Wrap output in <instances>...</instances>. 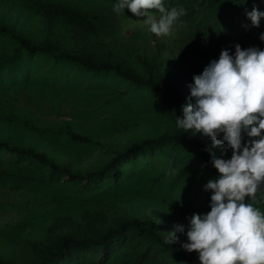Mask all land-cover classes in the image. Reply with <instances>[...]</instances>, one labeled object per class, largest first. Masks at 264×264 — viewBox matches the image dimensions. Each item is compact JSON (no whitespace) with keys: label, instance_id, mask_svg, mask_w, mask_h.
Segmentation results:
<instances>
[{"label":"trees","instance_id":"16d2710c","mask_svg":"<svg viewBox=\"0 0 264 264\" xmlns=\"http://www.w3.org/2000/svg\"><path fill=\"white\" fill-rule=\"evenodd\" d=\"M116 2L0 0V186L26 196L21 221L0 229V264H21L14 243L25 264H200L128 205L167 203L172 169L192 162L218 174L205 150L211 139L178 129L176 117L190 102L189 75L222 49L264 50L263 31L242 22L260 1L164 0L186 10L174 26L182 42L172 50L157 42L135 59L107 37ZM142 123L152 125L145 135L102 142ZM103 146L110 154L81 167ZM226 148L213 151L228 159ZM156 153L159 163L143 169ZM255 202L264 207V189Z\"/></svg>","mask_w":264,"mask_h":264},{"label":"clouds","instance_id":"9594fccd","mask_svg":"<svg viewBox=\"0 0 264 264\" xmlns=\"http://www.w3.org/2000/svg\"><path fill=\"white\" fill-rule=\"evenodd\" d=\"M126 8L157 37L170 35L186 15L182 6L168 8L164 0H117L113 11L125 14ZM245 14L256 27L264 18L255 5ZM259 39L264 42V32ZM188 88L190 102L181 106L176 127L211 139L205 150L218 174L204 185L210 211L193 213L187 230L175 225L165 243L186 232L182 247L195 251L200 264H264V211L254 203L264 185V50L239 44L234 54L222 49ZM224 145L232 153L228 159L213 151Z\"/></svg>","mask_w":264,"mask_h":264},{"label":"rangeland","instance_id":"374dc122","mask_svg":"<svg viewBox=\"0 0 264 264\" xmlns=\"http://www.w3.org/2000/svg\"><path fill=\"white\" fill-rule=\"evenodd\" d=\"M109 1L112 5V0ZM259 1V10L264 11V0ZM255 2L257 3V1ZM105 14L106 20L110 24L109 34L107 35V37H110V44H112V48L116 53L124 57L135 59L138 55H150L155 50V46L158 44L157 42H159L164 49L170 48V50H172L174 45L177 47V45L179 46L180 42H182V38H180V34L176 28L173 27L171 34L168 36L157 37L150 33L147 26L143 24V17L138 18L127 9H125V14H118L110 11ZM242 22L249 29H255L257 32H264V18L261 19L259 27L253 26L246 14L243 15ZM193 76L194 75H189L188 78L193 81ZM95 86L96 85L91 84L89 87ZM50 117L52 116L50 115ZM149 122L155 124L152 121ZM151 126L152 125L146 123L137 124L128 134L119 133L108 136L102 140V142L110 144L111 146L116 144L123 145L129 141L128 139L147 134V129ZM225 151L228 155L231 153L230 149L226 148ZM89 153L90 157L86 162L81 164V167L94 164L98 162L102 156L105 158L107 154H110L105 150V146L95 147L92 151H89ZM160 156L161 154L158 155L156 153L149 161H147L146 158L141 166L143 169L150 168L153 166V163L154 165L159 163L158 157L160 158ZM163 157H165V155H163ZM165 162H167V160ZM189 167L184 165L180 170L172 169L169 181H171V187H174V190L167 203L156 206H148L146 204L135 206L128 205L132 213L139 218L156 220L158 229L166 234L172 232L177 224L185 225L187 230V225L189 223L188 218L193 213H206L210 211L211 193L204 190V185L208 180L212 179L209 172H207L205 168H202L197 161L192 162V169ZM260 189H264V185H262ZM24 201H26V196L20 191L12 190L8 186H0V229L6 228L8 225H15V223L21 221L23 213L19 207ZM246 202L252 201L246 200ZM254 203L256 207L264 211V207L257 202ZM58 213L63 218L65 217L60 211H58ZM177 236L182 244L187 242L186 232L177 233ZM14 246L18 250L17 257H15L14 260L21 264L27 263L28 257L21 252L17 243H14ZM0 254H3L1 249Z\"/></svg>","mask_w":264,"mask_h":264}]
</instances>
